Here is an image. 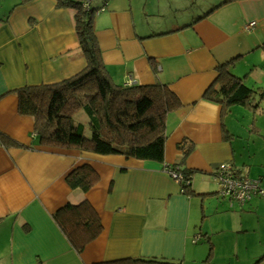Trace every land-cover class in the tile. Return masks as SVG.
<instances>
[{
	"label": "crops",
	"instance_id": "1",
	"mask_svg": "<svg viewBox=\"0 0 264 264\" xmlns=\"http://www.w3.org/2000/svg\"><path fill=\"white\" fill-rule=\"evenodd\" d=\"M103 1L90 7L102 9L93 29L110 80L161 83L177 99L164 119L163 162L41 145L16 91L86 68L74 11L55 0H0V264H203L197 253H216L219 238L226 253H261L255 264L264 255V199L221 197L213 177L229 164L264 188V99L223 108L212 92L221 85L218 66L235 58L230 74L264 90V0ZM174 165L192 173L184 193ZM81 167L97 176L85 194L66 183ZM82 201L102 230L77 254L52 217Z\"/></svg>",
	"mask_w": 264,
	"mask_h": 264
},
{
	"label": "trees",
	"instance_id": "2",
	"mask_svg": "<svg viewBox=\"0 0 264 264\" xmlns=\"http://www.w3.org/2000/svg\"><path fill=\"white\" fill-rule=\"evenodd\" d=\"M58 8L74 11L75 33L86 68L74 77L53 85L23 87L16 91L18 111L32 119L39 143L44 146L79 149L100 156H123L141 161L163 162L165 116L178 107L176 97L166 85L154 83L140 86L113 83L102 64L101 51L93 29L94 14L88 0H55ZM106 0L103 1L105 4ZM214 6L211 10L218 8ZM208 14V13H207ZM261 48L264 50V43ZM231 59L218 66L221 85L214 90V101L228 108L264 99V90H252L232 76L228 70ZM260 92V93H257ZM83 112L87 125L74 123ZM88 133V134H87ZM178 171L185 190L191 187V174ZM97 182L88 167L73 170L66 183L73 190L89 191ZM70 247L80 254L100 234L102 226L87 201L67 204L52 217ZM210 253L203 264H212ZM264 260V255L255 264ZM105 264H168L162 260L134 259Z\"/></svg>",
	"mask_w": 264,
	"mask_h": 264
},
{
	"label": "built area",
	"instance_id": "3",
	"mask_svg": "<svg viewBox=\"0 0 264 264\" xmlns=\"http://www.w3.org/2000/svg\"><path fill=\"white\" fill-rule=\"evenodd\" d=\"M88 1L90 2L92 0ZM101 11L102 9L97 11L94 15H97ZM254 25L255 23H249L246 29L252 28ZM127 84L131 85L130 83ZM170 175L176 183H182V178L178 171L171 170ZM213 178L221 197H228L242 204L249 201L252 197L264 199V188L260 185V182L241 178L229 164L220 166L214 173ZM180 191L181 193L185 192L184 188Z\"/></svg>",
	"mask_w": 264,
	"mask_h": 264
},
{
	"label": "rangeland",
	"instance_id": "4",
	"mask_svg": "<svg viewBox=\"0 0 264 264\" xmlns=\"http://www.w3.org/2000/svg\"><path fill=\"white\" fill-rule=\"evenodd\" d=\"M93 3V2H92ZM86 119L84 116L83 112H79L74 118V123H80L82 122L81 120ZM88 134V133H87ZM215 184V183H214ZM216 188V185H214ZM211 220V218H208L207 221ZM257 235H252L248 236V243H249V248L250 245H255ZM222 238H219L217 241L218 244L216 246V253H211L210 260L214 262L215 264H253L254 259L260 255L261 253H250V251H247V253H226L225 252V247H224V242L222 243ZM247 239V238H246ZM232 244V242H231ZM6 255L7 253H0V255ZM208 253H197L198 256H196L197 261L200 262L206 257ZM261 264H264L262 262Z\"/></svg>",
	"mask_w": 264,
	"mask_h": 264
}]
</instances>
